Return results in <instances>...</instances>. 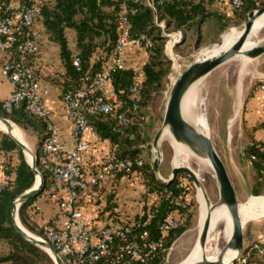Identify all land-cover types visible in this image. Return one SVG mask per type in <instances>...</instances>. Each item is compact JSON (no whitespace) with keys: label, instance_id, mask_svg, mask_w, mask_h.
<instances>
[{"label":"built area","instance_id":"1","mask_svg":"<svg viewBox=\"0 0 264 264\" xmlns=\"http://www.w3.org/2000/svg\"><path fill=\"white\" fill-rule=\"evenodd\" d=\"M190 3L193 0H121L117 17V42L108 55L102 69L87 74L82 87L61 92L64 107L62 119L69 124L74 147L69 149L62 141V129L55 123L52 110L46 105L47 90H43L33 59L39 54V33L37 23L44 7V0H0V53L5 61L0 74L12 87L9 97L3 102L6 113L24 105L28 113L45 123L46 136L40 144L41 164L49 173L47 194L58 210L60 223L57 228L44 227L39 238L47 243L62 259L64 264H148L159 252L168 257L169 249L164 240L168 234L179 227L180 216L177 211L168 215L159 226L161 237L151 240L148 231L136 234L147 216V225L154 217L152 205L140 212L132 220L119 218L116 210L107 213V221L98 225L95 218L87 215V208L98 212L103 210L105 194L103 187L123 173L144 165L143 159L122 158L115 148L92 161L90 158L95 143L108 142L100 138L89 122L93 115L115 113L118 97L112 84V76L118 71L127 70L128 55L148 52L153 46L152 38L145 33H134L133 18L138 14V6L151 11L155 25L166 38L164 54L174 60L176 44L183 39L182 31L167 33L165 22L160 20L161 8L174 2ZM218 2L220 0H208ZM244 0H228L229 11L237 12ZM73 66L81 70L80 60L75 58ZM140 77L135 76L131 87L134 110L141 100L138 93ZM259 87L264 92V76L258 78ZM118 124L132 130L135 121L122 113ZM90 136L92 140H87ZM252 159H254L252 157ZM12 178L0 175V192L7 189ZM186 183L179 181L177 187L184 189ZM171 198L172 193L168 192ZM177 208H187L189 201L181 197L173 198ZM37 202L31 206L37 209ZM113 213V214H112ZM97 216V214H96Z\"/></svg>","mask_w":264,"mask_h":264},{"label":"trees","instance_id":"2","mask_svg":"<svg viewBox=\"0 0 264 264\" xmlns=\"http://www.w3.org/2000/svg\"><path fill=\"white\" fill-rule=\"evenodd\" d=\"M44 7L39 15L38 22L44 28L49 40L59 47V55L65 73L61 80L62 92L75 90L82 87L81 79L87 74H93L102 69L108 55L113 51L117 42V17L121 6V0H44ZM211 1L193 0L190 3L174 2L165 5L160 11V20H164L167 29L193 30L199 34L200 27L207 18H214L218 26L219 34L224 33L230 27H237L247 22L248 14L254 10L264 7V0H244L243 6L231 17L211 13L207 6ZM138 14L133 18L134 33H145L149 35L154 43L153 48L146 52L147 63L143 66L139 75L131 67L124 71H118L112 76V84L118 97V106L115 113L110 115H93L89 122L94 126L96 133L101 139L115 148L117 154L122 158H140V143L144 136L146 124L145 112L149 107L152 96L161 91L166 85V79L171 74V61L164 54L166 38L162 35L153 36L158 29L153 26V15L150 10L138 6ZM67 31L75 34V53L69 48ZM98 50L105 55L104 60L94 61ZM80 60L81 70L77 71L73 66V60ZM5 61L0 62L1 66ZM1 69V67H0ZM139 76L138 93L141 98L138 109L134 110V99L130 92L134 77ZM255 88L260 87L257 81ZM3 102L0 100V116L8 119L21 130H31L38 141L46 136L45 123L41 119L31 116L24 105L13 110L10 114L3 109ZM125 113L131 117L136 125L132 130L125 129L118 124V116ZM260 126H264L261 124ZM246 153L252 166L254 192L259 194L264 190V142L255 138V132ZM37 168L41 173L45 185L42 192L49 198L47 191L49 185V173L41 164V152L37 154ZM252 157L254 159H252ZM129 174H142L146 187L150 194L156 195V200L151 206L154 217L150 219L149 225L147 216L143 218V225L137 229L136 234L148 231L151 240H159L161 233L160 224L164 219L177 211L180 216V225L172 230L164 240L165 248L177 240L192 224L196 216L198 203L191 181L186 182L184 189L178 188L176 177L174 181L166 185L159 181L152 168L144 163L141 168L135 167L128 173L118 175L116 178ZM0 175H8L12 178L10 186L0 192V264H51L50 257L34 244L28 242L20 235L12 220V209L14 202L26 191L36 184V175L27 163L23 150L8 135L0 132ZM171 192L172 197L168 198L167 193ZM37 196V197H38ZM36 197V198H37ZM181 197L189 201L187 208H177L173 198ZM33 198L19 209V217L22 224L28 227L37 209L31 206L36 202ZM113 208L107 205L103 210L97 212L95 219L98 221L106 211ZM146 210V209H145ZM113 214V213H112ZM55 225L41 227L40 236L43 235L44 227L57 228L59 217ZM264 249V248H263ZM261 253V251H260ZM264 257V251L261 253ZM165 253L159 252L155 259L148 264H163Z\"/></svg>","mask_w":264,"mask_h":264},{"label":"rangeland","instance_id":"3","mask_svg":"<svg viewBox=\"0 0 264 264\" xmlns=\"http://www.w3.org/2000/svg\"><path fill=\"white\" fill-rule=\"evenodd\" d=\"M153 26L158 29V32L155 31L153 36L162 35L154 22ZM240 26L230 27L224 33H228L230 30ZM176 31L179 30L167 29V33ZM195 34L193 30L187 31L186 42L176 45L174 54L177 57L173 58L174 60L166 56L171 61V74L166 79L164 88L151 97L148 109L144 110L146 124L143 130V140L140 143V156L144 163L152 168L154 159L157 161L160 153L159 174L154 173L159 181L160 178L167 180L172 173V169L175 167L176 143L166 130H161L157 135L162 126L172 84L196 58L200 57V54L204 50L213 48L212 46L220 41L212 21H208L202 28L203 36L201 43H195ZM66 36L69 48L75 53V34L67 31ZM261 36L264 37V33ZM49 52H51V55L54 54L53 49ZM104 58L103 51L98 50L94 56V61L104 60ZM147 58L148 54L145 52L131 53L128 55L126 61L127 66L134 69L140 75L143 66L147 63ZM256 61L238 57L217 69L211 76L201 81L199 95H197L195 100L196 107L194 106L195 112L202 116L207 124L208 136L225 165L241 210L250 203L256 208L264 206V190L261 188L262 192L259 194L254 192L253 183L255 179L252 177V166L246 153L253 138L252 134L264 130V126H260L261 124L264 125V122H259L255 126H252L248 125L245 118L247 102L251 98L253 91L256 90L254 85L258 81V70L261 68L264 71V65L258 66V64H255ZM50 66L53 70L45 72L42 78L49 85L59 86L61 92L62 87L60 83L65 73L61 59H55ZM17 128L23 135V139L26 141L25 143L29 149L31 147L32 152L37 154L38 143H31L32 137L35 136L34 133L31 130L26 131L21 130L19 127ZM156 135V145L153 150V142ZM180 162L181 165L191 168L201 178L211 201L217 203L219 201V191L216 179L211 178L209 173L197 172L192 166L189 155L185 152L181 155ZM178 177L184 183L190 180L184 174ZM38 178L36 177V181ZM193 190L196 200L198 199V208L193 224L170 245L169 251H167L168 257L165 255L163 264H186L198 242L201 232L200 217L207 213L208 208L203 191L199 190L197 195V190L194 186ZM103 192L105 197L102 205H107L113 208V210L119 211V218L123 220L136 218L140 212L148 207V199L152 195L148 192L142 174H129L116 178L114 183H111ZM252 199L253 201H251ZM36 202L38 204L37 213L32 221L28 223L30 229L22 224L20 217L19 223L26 232L39 239L41 237L39 234L41 227L55 225L54 222L58 219V210L49 202L46 196H38ZM245 222L243 251L234 264H264V257L261 254L264 251V207L260 211H257L256 215L254 214L252 217L246 219ZM211 246L212 242L208 244V247ZM217 246L218 248H224L225 242L221 240ZM41 250L50 257L51 264H55L49 252L45 249ZM202 258L204 256L200 255L198 259Z\"/></svg>","mask_w":264,"mask_h":264},{"label":"water","instance_id":"4","mask_svg":"<svg viewBox=\"0 0 264 264\" xmlns=\"http://www.w3.org/2000/svg\"><path fill=\"white\" fill-rule=\"evenodd\" d=\"M264 15V7L258 10H254L248 14L247 17V22L242 24L238 28H234L238 31V36L235 39V41L232 43V46L229 50L226 52L221 53L218 56L208 58L206 60H202L200 58H196L187 68L185 71H183L179 77L176 79V81L172 84V88L169 93V97L166 103V108L163 116V122L162 126L159 131L161 130H166L172 140L181 145H185L187 142L190 143V145L194 149H201L203 150L204 145H201V142L206 144V149L213 155V160L215 162V165L220 173V176L222 178L223 184L225 186V195H226V200L228 202V206L231 210L232 216H233V231H232V239L230 243V248L237 252V257L232 261L231 264H234L235 261L238 260L241 252L243 251V245H244V227L241 223L240 217L237 213V198L235 194V190L233 188L232 182L230 180V177L227 173V170L220 159V157L215 153V150L213 148V145L210 142H206L204 140H199L197 138H191L189 137V133L185 131L181 124V118H180V111H181V103L183 100V97L185 96L187 90L196 84L198 81L203 79L204 77L208 76L211 74L213 71H215L219 66L222 64L228 62L232 58H234L243 48L252 28L254 27L255 23L259 18H261ZM227 33H224L221 38L219 43L213 45L212 47L215 48H220L223 45L224 42V37L226 36ZM183 42V39L179 41L176 45H179ZM264 55V52L260 53L259 58ZM0 122L9 127L10 121L8 119H5L0 116ZM10 128V127H9ZM1 131V130H0ZM158 131V133H159ZM4 133L3 131H1ZM157 133V135H158ZM11 137L14 142L23 150L24 156L27 160V163L35 173L36 177H40V183L37 187L33 186L30 190L26 191L24 194H22L18 199L15 200L14 206L12 209V220L13 224L17 230V232L22 235L28 242L34 244L35 246L41 248V249H49L52 253V258L55 262V264H64L62 259L58 256V254L52 249L50 245L47 243L39 240H35L33 238H30L25 234L23 229L17 224V218L19 219V209L24 204L25 202L36 198L43 190V187L45 185L44 179L39 172L37 168V156L32 152L31 149H29L27 146H25L23 143H21L19 140L15 139L14 137L10 136L8 133H4ZM157 135L154 139L153 142V149L156 145V138ZM26 152H28L32 156V162L30 163L27 159ZM153 172L155 174H159L160 170V164L154 159L153 162ZM184 174L187 178H189L192 181L193 186L197 190V195L199 190L203 191V194L205 196V200L207 203V213H206V220L205 224L199 234L198 237V245L201 249H205V247L208 245V235H209V230L210 226L212 223L213 219V213L215 212L216 209L221 207V204L219 202L213 203L207 193V190L203 184V181L201 178L193 171L191 168H189L186 165H177L172 169V173L170 178L163 179L160 178V181L166 185L171 184L176 177L179 175ZM252 197V196H251ZM198 201V199H197ZM222 258L218 259L214 263L210 264H222L221 262ZM186 264H200L199 262H193V263H186Z\"/></svg>","mask_w":264,"mask_h":264},{"label":"bare ground","instance_id":"5","mask_svg":"<svg viewBox=\"0 0 264 264\" xmlns=\"http://www.w3.org/2000/svg\"><path fill=\"white\" fill-rule=\"evenodd\" d=\"M263 33H264V15L261 18H259L257 22L255 23L241 51L234 58L222 64L217 69H219L223 65L233 61L234 59L238 57H243V58H246L252 61L257 60L259 58L260 53L264 52V37L261 36L263 35ZM237 36H238V31L236 29L230 30L224 37L223 45L220 48L217 49L213 47L209 50H206V51L204 50L200 54L199 58L202 60H206L208 58H212V57L220 55L223 52H226L227 50L231 48L232 43L235 41ZM215 71H213L211 74H209L208 76L198 81L196 84H194L187 90L185 96L183 97V100L181 103V111H180L181 124L183 128L185 129V131L189 133L188 134L189 137L197 138L199 140H204L206 142H210L212 145L213 143L207 133V124L205 120L202 118V116L198 115L195 112L194 106L196 107L195 100H196L197 95H199L198 93H199L201 81L211 76ZM239 104H238V107H239ZM9 127H7L6 125L0 122L1 131H3L4 133H8L10 136L14 137L15 139L23 143L25 146H27L25 143L26 141H24L23 135L21 134L20 130L11 121L9 123ZM200 142H201V145L202 144L204 145L203 150L201 149L199 150L198 148L194 149L190 145L189 142H187L185 145L176 143L175 166L181 165V162H180L181 155L184 152L187 153L190 157L193 168L197 172L209 173L211 175V178L216 179L217 184H218V191H219V201L218 202L221 204V207L216 209L215 212L213 213V219H212V223H211L210 230H209L207 243L209 244L210 242H212V246L208 247L207 245L205 249H201L197 242L195 249L193 253L191 254L189 261L187 263L199 262L200 264H210L222 258L221 260L222 264H231L232 261L237 257V252L233 251L230 248V243L232 239V231H233V216L228 206V202L226 200L225 186L223 184L220 173L213 160V155H211V153H209V151L206 149V144L202 143V141ZM215 153L217 154L216 150H215ZM26 155L29 161L32 162V156L28 152H26ZM39 183H40V177L36 181L35 187H37ZM251 201H253V199ZM263 207L264 206L256 208V207H253L252 203H250L243 210H241L239 207V203H238L237 213L240 217L241 223L243 225H246V222L244 223V221L252 217V215L254 214L256 215V212L260 211L261 208ZM205 220H206V214L201 215L200 222H199L201 230L205 224ZM17 224L23 229V227L19 223L18 218H17ZM23 231L30 238L39 240L31 236V234L26 232L24 229ZM221 240L225 242L224 248H218L217 246ZM46 250L52 255L49 249H46ZM200 255H203L204 258L198 259Z\"/></svg>","mask_w":264,"mask_h":264},{"label":"crops","instance_id":"6","mask_svg":"<svg viewBox=\"0 0 264 264\" xmlns=\"http://www.w3.org/2000/svg\"><path fill=\"white\" fill-rule=\"evenodd\" d=\"M207 9L211 13H217L219 15H224L226 17H231L233 15V13L229 11L228 0H220L216 3H211L210 5L207 6ZM208 21H212L213 24L215 25L216 34H217L218 39H220L221 36L224 34V33L219 34L218 26L214 18L212 17L207 18L205 23L202 24V26L200 27L199 34L197 33L195 34L196 44H199L202 42V36H203L202 28ZM37 31L39 33V39H38L39 54L37 55V57L33 59V66L35 70L37 71L42 89L48 91V95L45 97V103L52 110L55 123L58 124L62 129L61 141L69 149H72L74 147V139L70 135L69 124L62 119V115L64 113V107L61 102V92L62 91L60 92L59 86L49 85L42 78V75L43 74L45 75V72H50V70H53V68L51 67L52 65L50 66V64H53V61L55 59L60 58L59 47L55 43L49 40L40 22L37 23ZM181 31L183 32L184 30H181ZM186 38H187V31H184L182 44L186 42ZM51 49L54 50L53 55H51V52H49ZM4 57L5 55L0 53V62L4 59ZM255 64H258V66L264 65V55L258 58ZM0 67H1V64H0ZM258 75L259 76L257 77V79L264 76V71H262L261 68L258 70ZM11 90H12L11 84L0 74V100L1 101L6 100L9 97ZM246 106H247V109H246L247 113L245 115V118L247 120L248 125L255 126L256 123L264 122V92L259 87H257L256 90L253 91L251 98L248 100ZM255 138L258 141L264 142V130H260L256 132ZM86 139L89 141L92 140L90 136L86 137ZM31 141H32L31 143H34V144L38 143L37 151L39 152L40 142L38 141V139L36 137H32ZM109 149H110L109 142L95 143L93 145V150L90 155L91 160L95 161L96 159H100L101 157H103L104 155L108 153ZM160 158L161 157L159 153V156L157 157L158 163H160ZM111 183H114V181L106 183L103 187V190H106V188H108L111 185ZM156 198H157L156 195L152 194L151 197L148 199V203H149L148 206L153 205ZM47 199L49 200V202H51V204H53L52 201L48 197ZM53 206L56 207L54 204ZM86 212L88 216L92 218L96 217L97 211L95 208L88 207ZM108 212L106 211L104 215H102L101 218L97 221L98 225L102 226L104 223H106L108 219L106 217ZM59 223H60V218H59V221L57 222V225H59Z\"/></svg>","mask_w":264,"mask_h":264}]
</instances>
